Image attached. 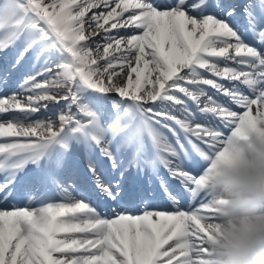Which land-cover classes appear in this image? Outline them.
<instances>
[{"label": "snow or ice", "instance_id": "6c2138e0", "mask_svg": "<svg viewBox=\"0 0 264 264\" xmlns=\"http://www.w3.org/2000/svg\"><path fill=\"white\" fill-rule=\"evenodd\" d=\"M261 124L264 0H0V264H201Z\"/></svg>", "mask_w": 264, "mask_h": 264}, {"label": "clouds", "instance_id": "9594fccd", "mask_svg": "<svg viewBox=\"0 0 264 264\" xmlns=\"http://www.w3.org/2000/svg\"><path fill=\"white\" fill-rule=\"evenodd\" d=\"M214 217L201 264H264V124L245 126L198 182Z\"/></svg>", "mask_w": 264, "mask_h": 264}, {"label": "bare ground", "instance_id": "6f19581e", "mask_svg": "<svg viewBox=\"0 0 264 264\" xmlns=\"http://www.w3.org/2000/svg\"><path fill=\"white\" fill-rule=\"evenodd\" d=\"M254 111H255V109H254Z\"/></svg>", "mask_w": 264, "mask_h": 264}]
</instances>
